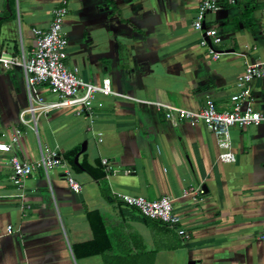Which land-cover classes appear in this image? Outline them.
Segmentation results:
<instances>
[{
	"label": "crops",
	"instance_id": "1",
	"mask_svg": "<svg viewBox=\"0 0 264 264\" xmlns=\"http://www.w3.org/2000/svg\"><path fill=\"white\" fill-rule=\"evenodd\" d=\"M198 3H69L67 67L130 97L99 95L103 107L91 115L26 114L29 124H20L30 104L25 70L0 64V141L21 130L17 154L30 161L46 148L65 161L74 152L72 171L83 186L76 194L59 169L48 177L40 169L22 196L9 179L11 154L0 152V264H264V126L233 128L236 161L222 162L204 123L173 127L142 102L198 111L209 95L218 110H228L246 65L264 60V0H219L222 10L207 14L205 27L218 28L223 39L216 62L192 26ZM61 5L0 0V55L32 51L33 29L47 30ZM251 89L253 107L264 113V78ZM42 94L50 97L45 89ZM103 158L112 163L111 173ZM118 193L152 201L171 196L188 237L124 207ZM93 250L100 252L88 254Z\"/></svg>",
	"mask_w": 264,
	"mask_h": 264
},
{
	"label": "built area",
	"instance_id": "2",
	"mask_svg": "<svg viewBox=\"0 0 264 264\" xmlns=\"http://www.w3.org/2000/svg\"><path fill=\"white\" fill-rule=\"evenodd\" d=\"M62 5L54 11L53 20L47 30L34 28L36 44L28 54L0 55V64L13 69L21 67L27 77L30 104L19 116L22 125H28L26 114H46L52 111L71 110L77 115L93 114L94 109L102 108L99 95L128 97L112 91L110 86L88 82L71 71L66 64L68 52V38L64 32V26L69 14L68 5L72 0H61ZM222 10L219 0H199L198 9L193 21V28L202 33L200 46L207 57L212 61H219L224 54L216 47L223 41L218 28H206L204 23L208 13H218ZM264 78V60L248 63L243 74L239 77L237 88L239 92L231 96V107L220 111L214 99L207 95L203 107L198 111H192L180 106L169 105L161 102L142 101L154 105L163 112L166 121L173 127H178L183 121L191 126L202 122L216 137L217 145L222 150L219 156L222 162H235L236 154L233 151L231 130L233 128L245 129L251 126H264V113L253 107V92L251 83ZM45 89L49 96L42 94ZM130 98V97H128ZM22 136L21 130L4 141H0V152L11 154L8 160L10 169V182L25 194L27 180L37 171L44 170L49 175L50 171L59 169L68 183L72 192L78 194L83 186L75 179L71 165L63 159L58 151L43 149L41 156L35 161L22 159L17 154V148ZM102 142V135H99ZM102 164L107 173L113 170L112 163L102 159ZM126 175L130 171L125 172ZM184 195H187L184 192ZM120 203L130 209L138 211L142 217L157 221L175 230L180 237L187 238V232L182 228L181 216L175 211V199L171 196H163L157 200H149L143 196H135L128 193L116 195ZM14 227L8 226L7 233L12 234ZM264 241V225L261 232ZM31 264V263H25Z\"/></svg>",
	"mask_w": 264,
	"mask_h": 264
},
{
	"label": "trees",
	"instance_id": "3",
	"mask_svg": "<svg viewBox=\"0 0 264 264\" xmlns=\"http://www.w3.org/2000/svg\"><path fill=\"white\" fill-rule=\"evenodd\" d=\"M72 154H74V152H71L69 155H67L66 156V158H68V159H66L67 161H68V163L71 165L72 163L71 162H73L72 161V159H71V156L70 155H72ZM70 159V160H69ZM71 161V162H70ZM72 166V165H71ZM105 175V173L103 172L102 173V176L101 177H103ZM100 177V178H101ZM146 219V218H145ZM153 221V220H152ZM83 247H89V246H91L90 244H85V245H82ZM109 249V246L107 247V250ZM98 252H100V250H93V251H89L88 252V254H94V253H98Z\"/></svg>",
	"mask_w": 264,
	"mask_h": 264
}]
</instances>
